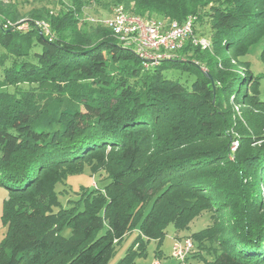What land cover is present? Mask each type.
I'll list each match as a JSON object with an SVG mask.
<instances>
[{
  "label": "trees",
  "instance_id": "16d2710c",
  "mask_svg": "<svg viewBox=\"0 0 264 264\" xmlns=\"http://www.w3.org/2000/svg\"><path fill=\"white\" fill-rule=\"evenodd\" d=\"M109 1L143 20L192 18L193 35L205 23L211 50L187 40L146 70L110 29L84 21L89 0L27 19L0 3V264H108L137 230L115 263L135 264L147 242L160 245L169 225L187 231L202 212L215 214L211 225L187 238L198 250L216 244L207 264H264V73L237 74L264 38V0ZM85 167L104 183L62 205L55 187Z\"/></svg>",
  "mask_w": 264,
  "mask_h": 264
},
{
  "label": "rangeland",
  "instance_id": "374dc122",
  "mask_svg": "<svg viewBox=\"0 0 264 264\" xmlns=\"http://www.w3.org/2000/svg\"><path fill=\"white\" fill-rule=\"evenodd\" d=\"M90 3H88L87 6H85L83 10V19L86 23L89 25H104L105 21L109 20L111 18L112 14V9L114 6L109 3V0H105L104 3H109L108 6L105 8L101 6H97L92 3V0H89ZM60 2L67 4V0H0V3L3 5H11V7L15 10H17L20 15H23L25 19L28 17V13L37 8L41 7H47L48 9L52 10L54 13L59 11L61 8ZM154 20H158L157 17H153ZM161 21V20H158ZM22 22V20H21ZM37 24L42 27V25H46L47 30L49 29L48 23L45 21H39ZM8 25H11L8 23ZM17 26V25H16ZM196 26V35H193L192 38H190V43L193 46H196L200 48V50L205 51L208 50L210 51V42L207 38V25L202 24V25H195ZM5 27V26H4ZM27 28L26 25L20 26L19 30L25 31ZM203 39L205 41V47L202 44H199V40ZM264 45V38L261 39L260 43L256 47H252L249 51L248 57H247V63H249V67H243L241 70L237 71V74L241 72H248L249 71L253 72L254 74H263L264 73V68L262 64L259 62V55L261 53V48ZM228 49V48H226ZM2 53V49L0 47V55ZM178 56V54H176ZM146 70L151 68V67H145L143 66ZM201 70L205 72V66H201ZM249 70V71H248ZM169 75H173L175 77H178L179 80L184 83L186 86H189L190 83L193 81V76H189L185 73H169ZM240 77V76H239ZM236 101V100H235ZM233 98L230 99V102H228V106L236 113L235 115L241 120V109L242 106L238 105L237 102H235ZM235 137V134L232 135ZM237 139H233L230 141V149L231 153L236 152V149L238 147V142L236 141ZM106 179L105 174H99L97 176H93L90 174V171L88 167H85L83 173H81L78 176H72L68 177L66 180H64L61 184L57 185L56 191L59 192V201L61 202L62 205H66L68 200L71 199H76L77 198V193L80 191V187H89L94 189L96 187H100L102 183H104ZM259 183L258 190L260 193V197L262 198L263 201V206H264V178L261 179ZM7 198V191L4 190V188H0V242L3 240L5 237V232H6V227H3L2 224V219H1V213H2V203L3 200ZM212 215H215L213 212H202L199 216L193 218L190 223L188 224V230L186 231H181V232H176L174 228L169 225L166 228V235L163 238L162 242L160 245H158L157 242L155 241H149L146 244V254L141 257H137L135 260V264H153V261L157 258L160 264H175V261L171 258V252H172V247L174 243L180 239V238H185L188 237L189 234L194 233V232H200L201 230L205 229L206 227L210 226L212 223ZM228 213H218V219L222 221V219H226L228 217ZM138 232L137 230H133L126 236H124L123 240L117 245L116 247V253L114 257L110 260V263L108 264H115L117 263L123 256L126 251V249L131 245L133 240L136 238ZM61 235L63 237H69L70 235V229L69 228H64L61 231ZM177 235H183L182 237H177ZM216 244H204L203 248L195 249L190 255V258L188 260L189 264H207V262L211 261L213 258L212 254L210 252H213L215 250ZM157 249L159 250V253H157Z\"/></svg>",
  "mask_w": 264,
  "mask_h": 264
},
{
  "label": "built area",
  "instance_id": "2783aa9c",
  "mask_svg": "<svg viewBox=\"0 0 264 264\" xmlns=\"http://www.w3.org/2000/svg\"><path fill=\"white\" fill-rule=\"evenodd\" d=\"M110 16L104 26L112 31L119 42L132 48L134 54L144 61L145 67L154 66L164 59L174 57L184 43L193 37L192 18L181 24L154 19L143 20L127 15L120 5L114 6ZM42 28L46 34H49L46 25L43 24ZM198 42L205 47L203 39ZM193 247L194 243L191 239L187 237L178 239L171 248V258L175 264H189Z\"/></svg>",
  "mask_w": 264,
  "mask_h": 264
},
{
  "label": "crops",
  "instance_id": "0c3cea01",
  "mask_svg": "<svg viewBox=\"0 0 264 264\" xmlns=\"http://www.w3.org/2000/svg\"><path fill=\"white\" fill-rule=\"evenodd\" d=\"M182 236H183V235H181V236H180V235H177V237H182ZM156 262H158V263L160 264V262L158 261L157 258L153 261V264L156 263Z\"/></svg>",
  "mask_w": 264,
  "mask_h": 264
}]
</instances>
